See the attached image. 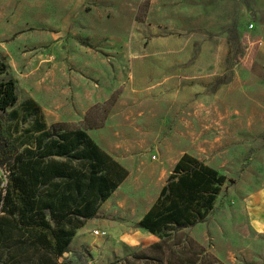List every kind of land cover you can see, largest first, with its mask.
I'll return each mask as SVG.
<instances>
[{
  "label": "rangeland",
  "instance_id": "obj_1",
  "mask_svg": "<svg viewBox=\"0 0 264 264\" xmlns=\"http://www.w3.org/2000/svg\"><path fill=\"white\" fill-rule=\"evenodd\" d=\"M7 78L17 102L4 116L17 142L32 146L37 135L31 100L46 128L86 130L88 115L91 125L109 121L118 134L110 143L122 144L129 172L118 199L85 221L61 260L264 264V234L244 212L247 195L264 187V0H0ZM182 117L196 135L180 134ZM165 142L169 155L197 153L226 181L204 221L127 241L136 205L155 199L172 171Z\"/></svg>",
  "mask_w": 264,
  "mask_h": 264
},
{
  "label": "trees",
  "instance_id": "obj_2",
  "mask_svg": "<svg viewBox=\"0 0 264 264\" xmlns=\"http://www.w3.org/2000/svg\"><path fill=\"white\" fill-rule=\"evenodd\" d=\"M17 102L13 78L0 81V264H73L61 260L86 220L128 176L125 166L84 129L51 127L32 107L37 135L32 146L9 131L4 112ZM88 124V115L84 117ZM224 174L185 152L137 226L159 238L204 221L225 183Z\"/></svg>",
  "mask_w": 264,
  "mask_h": 264
},
{
  "label": "crops",
  "instance_id": "obj_3",
  "mask_svg": "<svg viewBox=\"0 0 264 264\" xmlns=\"http://www.w3.org/2000/svg\"><path fill=\"white\" fill-rule=\"evenodd\" d=\"M88 95L89 94H87V96H86V98H87L86 100L90 99V96H88ZM165 100L171 101L169 99V97L165 98ZM88 106H89V104H85L84 103V105L80 108L81 112L83 114H85L86 113L85 111L88 110L87 109ZM53 116L54 117H60L58 115H53ZM108 122L109 121H106L105 123H103L101 125V127H91V128L86 127L87 128L86 132L92 137L91 130L95 131V134H94L95 138L92 137L93 140L95 141V143L100 148H102L104 151L109 153L113 159H115L120 164L125 166V164H123V161L117 155V151H118L119 147L122 146V144L118 143V144H116L114 146L111 144L112 141L117 138L118 134L113 132L112 128L107 124ZM177 126H179V128H180L179 130H180V134L181 135H183L182 129L184 127L187 130V134H192V135H196L197 134V132L194 131L195 127H194L193 122L185 121V119L183 117H182V119H180V125H177ZM108 136H109V138H108ZM109 139H111V143H110ZM168 148H169L168 144L166 142L163 143V149H164V153H165L163 158L164 159H169L171 164L174 165V163L178 160V158L181 157V155L183 153H185V152H183L182 150L176 151V148H175L174 152L171 155H169L168 154ZM191 153L195 157L199 156V155H197V153H193V152H191ZM199 157H197V159ZM126 169H127V167H126ZM120 187L121 186H119L118 188L115 189V191L112 193V195L104 202L105 204H106V202L110 203L111 198H115V200L118 199L119 194H116V191H118V189H120ZM155 199L152 198L151 200L148 199L147 201L144 199L143 201L139 202L138 205H136V207H137L136 210L140 211L138 221L140 220V218H142V216L148 210L150 205L153 204ZM103 204H102V207H103ZM107 206H109V205H107ZM107 206L104 207V210H107L106 209V208H108ZM101 209L102 208L100 206L99 210H101ZM99 210H98V212H99ZM98 212H97V214H98ZM244 212L246 214V217H247V220H248V223H249L248 224L249 228L251 230L255 231V233H257V234H264V187L260 188L257 191L255 190V191H253V192H251V193H249L247 195V197L245 198ZM153 236H155V235L150 233V232H148V231H146V230L141 229V227H138L137 230H135V231H133L131 233H126V234L124 233L121 238H125V239H127V241H129V239H133V240L134 239H141L142 241L143 240L146 241V240H150Z\"/></svg>",
  "mask_w": 264,
  "mask_h": 264
},
{
  "label": "built area",
  "instance_id": "obj_4",
  "mask_svg": "<svg viewBox=\"0 0 264 264\" xmlns=\"http://www.w3.org/2000/svg\"><path fill=\"white\" fill-rule=\"evenodd\" d=\"M94 234H96V235H98V234L105 235L106 233H105V231L95 230Z\"/></svg>",
  "mask_w": 264,
  "mask_h": 264
}]
</instances>
